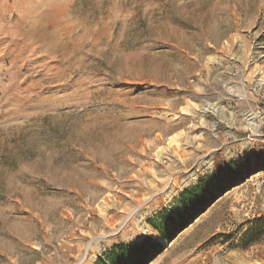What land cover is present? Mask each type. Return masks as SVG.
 Here are the masks:
<instances>
[{"label":"rangeland","instance_id":"rangeland-1","mask_svg":"<svg viewBox=\"0 0 264 264\" xmlns=\"http://www.w3.org/2000/svg\"><path fill=\"white\" fill-rule=\"evenodd\" d=\"M253 156L264 0H0V264L147 236L148 264H264V168L173 223L184 190Z\"/></svg>","mask_w":264,"mask_h":264},{"label":"trees","instance_id":"trees-1","mask_svg":"<svg viewBox=\"0 0 264 264\" xmlns=\"http://www.w3.org/2000/svg\"><path fill=\"white\" fill-rule=\"evenodd\" d=\"M252 159H255L254 162H251ZM248 160V164H231L222 174L203 177L193 188L184 190L176 200V207L180 205L184 211L179 213L177 222L173 220L174 231L185 227L191 221L190 216L194 217L209 207L226 190L247 179L254 171L263 170L264 165L260 166L257 156ZM162 247L160 242L147 236L130 245L114 246L96 264H148Z\"/></svg>","mask_w":264,"mask_h":264},{"label":"bare ground","instance_id":"bare-ground-1","mask_svg":"<svg viewBox=\"0 0 264 264\" xmlns=\"http://www.w3.org/2000/svg\"><path fill=\"white\" fill-rule=\"evenodd\" d=\"M131 139V138H130ZM121 142V141H120ZM123 142V141H122ZM115 148V147H114ZM245 148V147H244ZM109 155V154H108ZM77 179V178H76ZM61 181H63V180H61ZM65 181H67V180H65ZM69 181V180H68ZM70 182H71V180H70ZM78 182H80V181H78ZM77 182V184H78V186H79V183ZM73 182H71V184H72ZM70 184V185H71ZM81 184V183H80ZM66 185V184H65ZM68 185V184H67ZM76 185V184H75ZM172 187H174V186H172ZM170 188V187H169ZM168 188V189H169ZM151 198V197H150ZM149 200V199H148ZM148 200H146V202L148 201ZM118 214V213H117ZM136 214H137V210H135V211H133L132 212V214H130L126 219H123L122 221H120L119 223H118V226H119V229L121 230H124V228L126 227V225L130 222V220H135L134 218H135V216H136ZM107 225V224H106ZM112 226V225H111ZM113 226H115V225H113ZM112 226V227H113ZM18 231V230H17ZM21 232V231H20ZM26 232V231H25ZM30 232H32V231H30ZM22 233V232H21ZM115 234H117V232H116V230H114V232L111 234V235H115ZM111 235H104V236H101L100 238H102V239H105V238H108L109 236L111 237ZM21 236V235H20ZM113 237V236H112ZM99 238V239H100ZM98 239V240H99ZM80 240V239H79ZM97 240V241H98ZM100 241V240H99ZM95 243V242H94ZM92 244H93V242H92ZM91 244V245H92ZM84 245V244H83ZM94 245V244H93ZM78 247V246H77ZM84 255H86V254H84Z\"/></svg>","mask_w":264,"mask_h":264},{"label":"crops","instance_id":"crops-1","mask_svg":"<svg viewBox=\"0 0 264 264\" xmlns=\"http://www.w3.org/2000/svg\"><path fill=\"white\" fill-rule=\"evenodd\" d=\"M146 170H149V168H145L144 169V171H145V174H144V176H141V174L139 173L138 175V180L136 181V182H138L139 183V181H141L142 179H145L147 176H151L148 172H146Z\"/></svg>","mask_w":264,"mask_h":264},{"label":"built area","instance_id":"built-area-1","mask_svg":"<svg viewBox=\"0 0 264 264\" xmlns=\"http://www.w3.org/2000/svg\"><path fill=\"white\" fill-rule=\"evenodd\" d=\"M196 184H197V183H196ZM196 184H195V185H196Z\"/></svg>","mask_w":264,"mask_h":264}]
</instances>
